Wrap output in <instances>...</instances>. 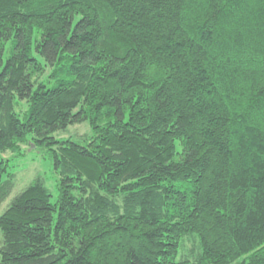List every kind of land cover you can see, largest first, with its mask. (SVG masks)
I'll return each instance as SVG.
<instances>
[{"label":"trees","instance_id":"16d2710c","mask_svg":"<svg viewBox=\"0 0 264 264\" xmlns=\"http://www.w3.org/2000/svg\"><path fill=\"white\" fill-rule=\"evenodd\" d=\"M33 146L0 264H264V0H0V209Z\"/></svg>","mask_w":264,"mask_h":264},{"label":"rangeland","instance_id":"374dc122","mask_svg":"<svg viewBox=\"0 0 264 264\" xmlns=\"http://www.w3.org/2000/svg\"><path fill=\"white\" fill-rule=\"evenodd\" d=\"M90 132V127L87 122L70 125L65 131L59 132L57 136L67 137L73 136L77 139L78 136ZM4 157L8 160V170L15 174V188L10 197L3 203L0 213L8 205L12 197L23 188H25L36 176L42 175L48 187L53 194V201L58 197L57 180L58 176L53 169L52 158L46 149L37 150L35 147L22 149L21 153L7 152Z\"/></svg>","mask_w":264,"mask_h":264},{"label":"water","instance_id":"95a60500","mask_svg":"<svg viewBox=\"0 0 264 264\" xmlns=\"http://www.w3.org/2000/svg\"><path fill=\"white\" fill-rule=\"evenodd\" d=\"M33 147H35V146H33Z\"/></svg>","mask_w":264,"mask_h":264}]
</instances>
